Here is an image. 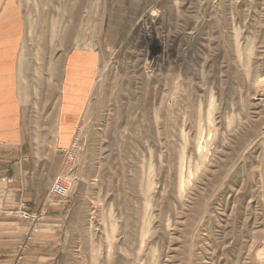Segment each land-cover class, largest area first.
<instances>
[{"label": "rangeland", "instance_id": "obj_1", "mask_svg": "<svg viewBox=\"0 0 264 264\" xmlns=\"http://www.w3.org/2000/svg\"><path fill=\"white\" fill-rule=\"evenodd\" d=\"M263 5L19 0L26 131L77 88L56 264H264Z\"/></svg>", "mask_w": 264, "mask_h": 264}, {"label": "crops", "instance_id": "obj_2", "mask_svg": "<svg viewBox=\"0 0 264 264\" xmlns=\"http://www.w3.org/2000/svg\"><path fill=\"white\" fill-rule=\"evenodd\" d=\"M18 2L0 0V264L13 263L32 224L36 231L23 264H56L63 248L64 206L51 188L63 169L60 146L69 143L72 135L70 115L77 88L72 80L65 85L70 100L59 107L53 140H37L26 131L17 74L24 33V13ZM259 32L264 49V24ZM68 62L70 69L86 65L84 59L69 58Z\"/></svg>", "mask_w": 264, "mask_h": 264}, {"label": "built area", "instance_id": "obj_3", "mask_svg": "<svg viewBox=\"0 0 264 264\" xmlns=\"http://www.w3.org/2000/svg\"><path fill=\"white\" fill-rule=\"evenodd\" d=\"M51 192L54 193V194H60V195H65L67 193V187L66 185L64 184L63 182V178L61 176V174H59L54 182H53V185H52V188H51ZM35 229H31L29 230V233L27 235V238H26V241H32L33 240V235L35 233ZM27 248V242H25L21 247H20V250L21 252H19V257L14 261L13 264H23V252L24 250H26Z\"/></svg>", "mask_w": 264, "mask_h": 264}, {"label": "bare ground", "instance_id": "obj_4", "mask_svg": "<svg viewBox=\"0 0 264 264\" xmlns=\"http://www.w3.org/2000/svg\"><path fill=\"white\" fill-rule=\"evenodd\" d=\"M20 65V64H19ZM4 100V99H3ZM7 126V125H6Z\"/></svg>", "mask_w": 264, "mask_h": 264}]
</instances>
